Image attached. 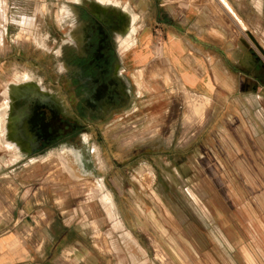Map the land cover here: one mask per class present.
<instances>
[{"label":"rangeland","instance_id":"374dc122","mask_svg":"<svg viewBox=\"0 0 264 264\" xmlns=\"http://www.w3.org/2000/svg\"><path fill=\"white\" fill-rule=\"evenodd\" d=\"M50 1L63 4L65 13L70 0ZM252 23L250 33L264 47V14ZM233 24L256 60L253 72L244 74L254 80L233 74L238 86L216 90L204 109L197 105L204 94L184 88L165 60L152 73L150 58L140 53L134 59L132 46L119 49L126 104L100 119L80 116L73 95L58 81L64 93L56 108L78 119V133L34 158L13 161V175L30 182V223H47V231L35 235L46 236L48 264H252L248 255L264 264V57ZM59 26L8 27L14 44L47 52L40 58L49 75L43 83L49 102L50 80L60 71L55 54L69 28ZM31 28L41 34L35 37ZM162 69L168 70L167 84ZM70 224L82 233L62 232ZM75 240L81 248L62 256L59 248ZM86 251L95 261L83 258Z\"/></svg>","mask_w":264,"mask_h":264},{"label":"crops","instance_id":"0c3cea01","mask_svg":"<svg viewBox=\"0 0 264 264\" xmlns=\"http://www.w3.org/2000/svg\"><path fill=\"white\" fill-rule=\"evenodd\" d=\"M2 1L0 0V27L2 26L0 29L4 28V33L0 32V46L1 43L6 44L0 48V81H4L9 74L13 75L11 80L9 77L5 80L3 89L0 87V121L4 122L2 127L0 125L2 147L0 152L9 154L7 158L3 155L0 159V264H48L46 236L35 235L47 231V223H30L32 204L27 189L30 182H27L25 177L13 175L14 160L24 156L28 159L34 158L35 154L42 150L29 147L27 141L30 134H25V130H28L26 123L32 118L29 115L43 112L41 107L44 108V105L37 106L35 103L37 99H45L46 88L43 83L49 75L45 61L40 56L46 55L47 52H44L40 45L35 47L33 44L34 49L27 50L23 45L14 44V31L9 33L8 27L19 26V23L32 26L52 24L60 25L57 28L60 29L61 25H67L69 28L65 41L59 38L62 44L55 54L58 60L64 46L71 44L72 48L74 45L82 48L83 32L77 26L78 8L87 7L83 4L85 1L94 7L118 8L129 18L125 31L121 34L115 33L118 50L135 47L133 56L136 60L140 53L142 56L147 55L152 62V73L158 72L160 66L162 67V61L165 60L170 72L176 75L184 88L204 94L199 97L202 103L197 102L199 108L203 106L204 109L209 104L208 96H214L216 90L236 87L237 84L232 79L233 74L238 73L253 79L244 74L253 72L249 70L253 69L256 60L247 42L237 36L238 29L233 21L245 30L253 45L255 40L264 51V47L250 33L254 31L253 19L264 14V2L259 4L256 0H70L67 1L65 5L67 9L63 13V4L53 5L50 0H5V6ZM53 7L57 11L52 14L48 9ZM31 32L34 36L41 34L36 28H31ZM57 35L55 33L54 41L58 38ZM38 41L39 44L43 42L41 37H38ZM15 58L19 62H16ZM57 65L60 66L59 61ZM125 71L121 63V73L124 75ZM138 74L141 75V70ZM162 75L167 84L168 70L162 69ZM50 81L54 83L52 92L54 98L50 103L55 106L62 105L56 99L63 94L62 87L60 90L59 86L57 87V78ZM85 93L89 94L88 88ZM29 97L30 99L34 97L31 99L32 103ZM31 104L36 107L32 111L29 109L28 112ZM61 229L62 232L82 233L80 227L74 224ZM80 246L81 242L75 240L73 245L61 246L59 251L62 256L65 253L72 256L81 248ZM83 258L95 261L96 256L86 251ZM248 258L252 264H257L253 256L248 255Z\"/></svg>","mask_w":264,"mask_h":264},{"label":"flooded vegetation","instance_id":"af4514ba","mask_svg":"<svg viewBox=\"0 0 264 264\" xmlns=\"http://www.w3.org/2000/svg\"><path fill=\"white\" fill-rule=\"evenodd\" d=\"M78 13L77 26L83 32L82 48L77 45L72 48L71 44L63 47L62 55L58 57L60 71L57 79L73 95L79 115L95 120L126 104L128 84L121 73L122 61L115 33L125 31L129 18L113 7L81 6ZM86 88L89 94L85 93ZM91 94H97V99H92ZM35 104H43L44 108L41 107L43 112L40 114L27 112L32 117L26 123L28 130H25V134H30L27 142L31 149H44L78 133L81 124L77 118L64 117L46 99H37ZM35 107L32 106L31 111Z\"/></svg>","mask_w":264,"mask_h":264},{"label":"bare ground","instance_id":"6f19581e","mask_svg":"<svg viewBox=\"0 0 264 264\" xmlns=\"http://www.w3.org/2000/svg\"><path fill=\"white\" fill-rule=\"evenodd\" d=\"M226 7L228 8V6L226 5ZM225 7V8H226ZM227 10L230 11V9L228 8ZM253 43L255 45V47L264 55V51L262 50V48L255 42V40H253ZM7 103V102H6ZM4 105V104H3ZM7 105V104H6ZM5 106V105H4ZM8 106V105H7ZM5 119V118H4ZM5 121V120H4ZM60 166V165H59ZM107 193L110 195V193L107 191ZM111 201V200H110ZM111 205V204H110Z\"/></svg>","mask_w":264,"mask_h":264},{"label":"water","instance_id":"95a60500","mask_svg":"<svg viewBox=\"0 0 264 264\" xmlns=\"http://www.w3.org/2000/svg\"><path fill=\"white\" fill-rule=\"evenodd\" d=\"M248 33H249V32H247V34H248ZM250 39H252V38H250ZM251 41H252V40H251ZM94 92H95V90H94ZM32 98H34V97H32ZM32 98H31V99H32ZM91 98L96 100V99H97V94H94V95L91 94ZM29 99H30V97H29ZM31 99H30V101H31L30 103H32V100H31ZM95 100H94V101H95ZM31 107H32V104L30 105V107L28 108V110H29Z\"/></svg>","mask_w":264,"mask_h":264}]
</instances>
